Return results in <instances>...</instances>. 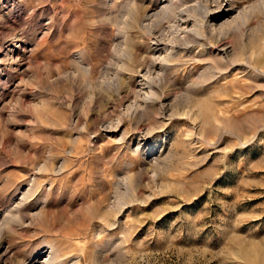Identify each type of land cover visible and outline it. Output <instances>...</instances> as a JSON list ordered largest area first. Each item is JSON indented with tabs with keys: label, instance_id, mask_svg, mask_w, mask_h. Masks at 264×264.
Segmentation results:
<instances>
[{
	"label": "rangeland",
	"instance_id": "374dc122",
	"mask_svg": "<svg viewBox=\"0 0 264 264\" xmlns=\"http://www.w3.org/2000/svg\"><path fill=\"white\" fill-rule=\"evenodd\" d=\"M0 264H264V0H0Z\"/></svg>",
	"mask_w": 264,
	"mask_h": 264
}]
</instances>
